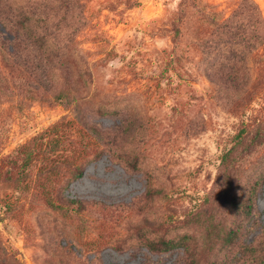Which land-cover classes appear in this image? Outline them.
I'll list each match as a JSON object with an SVG mask.
<instances>
[{
    "label": "rangeland",
    "instance_id": "1",
    "mask_svg": "<svg viewBox=\"0 0 264 264\" xmlns=\"http://www.w3.org/2000/svg\"><path fill=\"white\" fill-rule=\"evenodd\" d=\"M192 253L264 264V0H0V264Z\"/></svg>",
    "mask_w": 264,
    "mask_h": 264
},
{
    "label": "trees",
    "instance_id": "2",
    "mask_svg": "<svg viewBox=\"0 0 264 264\" xmlns=\"http://www.w3.org/2000/svg\"><path fill=\"white\" fill-rule=\"evenodd\" d=\"M25 29H27L30 35H33V32L31 31L32 28L27 27ZM36 38L39 39L41 43L43 42L42 36H36ZM132 163L133 165L137 166V158H135ZM160 193H161L160 190H154L153 188H151V186H149V189H148L149 197L151 198L155 197V195L160 194ZM233 240H234V237L232 235V232L231 233L228 232L227 235L224 237V241L227 244L232 243ZM145 241H146L147 246L151 250L158 251V252L169 251L177 245V242H175L174 240H168L165 238H157V239L146 238ZM191 264H199L198 258L196 257L194 253L191 254ZM212 264H221V263L213 262Z\"/></svg>",
    "mask_w": 264,
    "mask_h": 264
}]
</instances>
